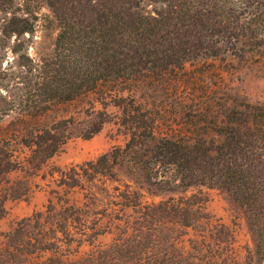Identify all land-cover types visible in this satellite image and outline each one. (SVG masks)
<instances>
[{
    "label": "trees",
    "instance_id": "obj_1",
    "mask_svg": "<svg viewBox=\"0 0 264 264\" xmlns=\"http://www.w3.org/2000/svg\"><path fill=\"white\" fill-rule=\"evenodd\" d=\"M38 4H45L57 22L52 56L28 66L20 62L18 72H6L8 52L17 53L25 34L36 30ZM253 50L264 56V0H0V119L13 109L5 79L25 88L26 100L33 102L22 109L34 114L48 108L47 102L73 99L104 80L151 82L199 56L231 52L244 58ZM117 104L120 123L129 132L124 145L64 170L58 182L66 192L80 188L84 207L64 195L56 203L49 201L41 214L18 221L6 234V246H0V264H204L209 257L203 255V247L209 246L206 234L199 233V246L191 245L198 252H190L183 234L167 232L171 224L192 225L188 208L199 201L169 197L134 203L127 195L131 182H119L116 165L160 189L206 184L227 191L247 211L257 236V261L264 264V103H237L221 112L223 123L210 120L219 139L206 136L205 128L195 136L157 134L149 112L123 100ZM196 126L202 127L194 124L197 131ZM45 131L0 124V169L16 167L14 148H5L12 140L29 148L28 162L52 156L61 141L44 137ZM102 179L104 184L118 180L106 204L121 212L114 217L133 233L117 237L115 247L95 250L83 261L69 257L82 242L92 243L105 231L100 222L107 208H90L94 197L108 192L98 184ZM2 211L0 206V215ZM194 217L206 216L196 210ZM221 241L231 244L229 238Z\"/></svg>",
    "mask_w": 264,
    "mask_h": 264
},
{
    "label": "rangeland",
    "instance_id": "obj_2",
    "mask_svg": "<svg viewBox=\"0 0 264 264\" xmlns=\"http://www.w3.org/2000/svg\"><path fill=\"white\" fill-rule=\"evenodd\" d=\"M37 10L36 30L33 34H25L24 47L17 53L8 52L10 61H4L6 72H18L22 68L20 62L28 66L51 58L57 22L45 4H38ZM3 82L10 85L8 98L13 109L0 119V124L6 128L26 127L27 130L45 128L48 132H42L44 137L55 136L61 143L52 156L36 158L31 162L27 161L30 150L24 144L12 140L10 145H5L6 149L9 146L14 148L12 160L16 167L10 171L0 169V206L3 209L0 215L1 247L6 246V234L18 221L35 212L41 214L49 201L56 203L59 197L66 195L70 203L84 207L80 188L66 192L58 182L64 170L79 168L86 160L109 151L113 146L124 145L129 132L120 123L118 101L123 100L149 112L156 119L157 134L171 132L195 136L204 132L205 128L208 130L204 132L206 136L219 139L221 135L210 127V120L223 123L221 112L237 103H264V56L256 50L248 52L244 58L231 52L221 56H199L188 60L182 68L167 73L165 78L151 82L143 79L104 80L93 90L73 99L47 102L48 108L34 114L22 109L33 102L26 100L29 95L25 88H17L10 78ZM129 119L128 124L131 125L132 118ZM194 124L202 127L196 126L198 131L194 130ZM3 162L4 156L0 158V163ZM113 170L115 176L122 180L119 182H131L127 195L134 203H150L169 197H189L199 201L195 207L188 208L192 225L171 224L172 229L167 232L183 234V243L190 252L197 251L191 245H200L199 233L206 234L209 246L207 249L203 247V255L209 257L204 264L259 263L255 253L257 236L248 213L227 191L206 184L191 185L185 189L179 186L176 190L160 189L137 178L125 167L116 165ZM103 180L98 184L106 185L108 192L94 197L95 203H90V208H107V214L100 222V228L105 231L96 235L92 243L82 242L76 247L78 251L75 254L68 253L69 257L83 261L95 250L115 247L119 241L117 237L133 233L131 228H126L121 220L114 217L121 212L106 204L113 198L109 193H113L111 186L118 184V180L107 179L105 184ZM121 188L126 190L127 187L122 185ZM124 210L131 211V208ZM196 210L206 217L196 219ZM131 214L134 215V212L131 211ZM163 225L160 223L157 226L163 230ZM124 230H127L126 233H122ZM211 231L212 235L207 236ZM224 238H229L231 244L222 242Z\"/></svg>",
    "mask_w": 264,
    "mask_h": 264
}]
</instances>
